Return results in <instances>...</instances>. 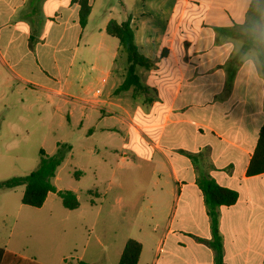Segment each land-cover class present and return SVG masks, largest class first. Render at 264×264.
<instances>
[{"label": "crops", "instance_id": "obj_1", "mask_svg": "<svg viewBox=\"0 0 264 264\" xmlns=\"http://www.w3.org/2000/svg\"><path fill=\"white\" fill-rule=\"evenodd\" d=\"M86 1L91 13L82 27L81 0H0V100L8 88L6 103L17 93L23 102L26 96L42 95L54 107L53 114L62 111L68 119L74 117V124L90 136L96 133L93 111L111 113L114 120L99 128L102 133L128 135L133 130L152 149L143 154L128 148L123 143L126 137L118 147L112 145V158L106 160L110 177L104 196L109 207V244L97 237L93 252L101 259L110 252L118 264L127 240L134 238L142 244L140 264H215L208 244L210 219L197 184L205 174L239 193L234 205L220 207L225 264H264V173L247 175L264 113L258 128V107L252 112L246 106L254 87L264 107V0ZM97 9H101L102 19L94 23ZM110 20H129L139 52L154 61L149 70L137 68L148 93L115 92L128 63L117 65L122 50L118 39L116 44V38L106 32ZM88 64L91 70L105 67L115 76L106 94L100 87L107 83L105 77V83L103 78L96 81V88L90 85ZM229 83L231 90L226 89ZM239 86L243 89L236 100ZM99 88L101 95L96 96ZM115 110L122 114H112ZM165 136L170 143L163 142ZM117 148L129 150L137 161L130 163L128 153L119 158ZM142 162L151 167L154 191L127 200L118 190L121 174L128 168L126 164L141 167ZM164 167L168 168L166 175ZM60 168L54 183L58 190H65L57 183L62 179ZM57 197L50 192L41 207L22 201L0 206V264H48L9 244L19 225L18 237L37 222L35 214L46 211L52 218L60 211ZM140 197L147 200L149 221L155 223L153 232L139 228L136 237L118 235L114 221L125 215L128 202H133L140 215ZM93 204L91 199L90 208H82L80 203L73 210L82 214L80 228L89 225L94 230L97 226ZM152 242L150 259L144 261ZM77 248L73 250L78 252ZM65 254L57 264L85 259V253Z\"/></svg>", "mask_w": 264, "mask_h": 264}, {"label": "rangeland", "instance_id": "obj_2", "mask_svg": "<svg viewBox=\"0 0 264 264\" xmlns=\"http://www.w3.org/2000/svg\"><path fill=\"white\" fill-rule=\"evenodd\" d=\"M101 19V9H97L93 22L98 23ZM113 40L118 44L117 39ZM125 58L124 53L121 52L116 58L117 65L121 66L122 62L126 64ZM105 69L104 67V70H91L90 64L86 68L87 78L92 81L90 85L93 84L94 88L97 87L95 86L97 80L104 77L107 79L104 86L99 85L104 94L116 79L113 74L106 72ZM226 89L231 90L232 84L229 83ZM241 89H243L241 86L237 89L236 100L239 99ZM9 90V88L6 89L0 100V183L14 177L28 175L38 166L42 150L46 153H53L59 141L68 142L72 146V151L60 168L62 179L57 182L58 186L65 190L74 191L83 206L82 208H90L89 203L93 199V206L95 207L92 208V217L97 218V226L94 230L89 225L80 228L79 225L82 221L80 211L66 208L60 197H57L61 210L55 213L52 218L46 211L42 214H35L34 219L37 222L30 225L20 237H18V233L20 234L22 230L19 225L11 237L13 242L9 246L30 258L48 264H57L62 255H67L65 253H69V251H72L73 255L85 253L84 260L89 263L94 261L96 264H116L117 260L110 252L106 253L102 259L100 254L93 252L97 237H101L105 245L109 244V235L106 230L109 207L104 196L110 170L106 160L112 158L111 155L114 152L112 145L118 147L122 143L123 137H126L123 143H126L128 148L136 149L143 154H149L152 149L142 143L133 130L128 135L121 132L115 134L102 133L99 128L106 125L105 122L114 120L110 115L111 113H100L92 110L94 114L92 125L96 127V133L90 136L85 129L74 124V117L68 119L62 111L53 114L54 107L48 104L42 95L37 97L35 94L33 98L26 96L23 102L21 94L17 93L11 102L6 103ZM250 91V102L246 106L247 108L251 107L252 112L258 107L257 126L259 128L262 122L260 114L264 113V107L262 109L260 106V92L254 87ZM238 112L239 110H236L235 114ZM112 114H122V112L115 110ZM138 117V119L141 118L140 115ZM167 130L169 131L170 127ZM163 140L164 143L171 142L168 136H165ZM117 149L119 158L128 153L130 163L137 161L134 154L129 150ZM130 163L126 164L128 168L124 169V173L121 174L122 186L118 189L126 194L127 200L154 191L152 186L154 176L152 172L150 173L149 163L142 162L141 167H133L134 165H130ZM164 170L165 175L168 174V168L164 167ZM24 190V185L15 188L0 187V206L6 202L10 204L19 203ZM97 192L98 196H96ZM128 203L125 215L122 218L119 216L118 220L114 221L118 235L124 233L136 237L139 235V228H143L146 232H153L155 223L149 221L150 211L147 208V200L145 199L144 202L143 197L139 199L138 208L143 211L140 215L135 212L133 202ZM13 220L14 216L9 217L8 223L13 222ZM7 231L9 235L8 228ZM74 247H78V252L73 250ZM148 248L150 251L145 256L144 261L150 259L154 242Z\"/></svg>", "mask_w": 264, "mask_h": 264}, {"label": "trees", "instance_id": "obj_3", "mask_svg": "<svg viewBox=\"0 0 264 264\" xmlns=\"http://www.w3.org/2000/svg\"><path fill=\"white\" fill-rule=\"evenodd\" d=\"M90 13L91 6L89 2L81 0L79 14L82 27L86 26ZM106 32L108 35L118 39L128 63L124 80L115 92L133 90L135 93L138 91L148 93V87L142 84L137 68L142 67L149 70L154 66V61L139 52L130 21L118 22L110 20L106 26ZM261 64L264 72V57L261 58ZM71 151L72 146L68 142L59 141L54 153L47 154L44 150L41 151L38 166L31 173L3 181L0 183V187L15 188L24 185L25 190L21 201L33 207L43 206L48 194L56 192L61 197L66 208L77 209L80 205L77 194L71 190H58L54 183L58 169L63 165ZM263 173L264 123L259 131L257 145L247 168V175L254 176ZM197 184L202 191L210 219L211 239L208 244L214 251L215 264H225L223 237L220 230V207L234 205L239 198V193L234 189L221 186L214 178L205 174L198 178ZM141 251L142 244L138 240L134 238L128 239L118 264H140ZM64 264L91 263L84 260L65 259Z\"/></svg>", "mask_w": 264, "mask_h": 264}, {"label": "built area", "instance_id": "obj_4", "mask_svg": "<svg viewBox=\"0 0 264 264\" xmlns=\"http://www.w3.org/2000/svg\"><path fill=\"white\" fill-rule=\"evenodd\" d=\"M102 82H103V83H105V82H106V79H105V78H103V79H102ZM101 92H102V91H101V89H100V88H99V89H97V90H96V96H100V95H101Z\"/></svg>", "mask_w": 264, "mask_h": 264}]
</instances>
